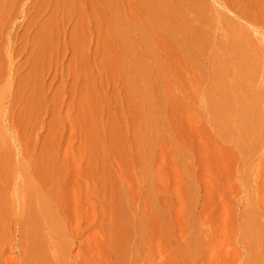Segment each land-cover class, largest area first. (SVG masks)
Here are the masks:
<instances>
[{"label": "rangeland", "instance_id": "obj_1", "mask_svg": "<svg viewBox=\"0 0 264 264\" xmlns=\"http://www.w3.org/2000/svg\"><path fill=\"white\" fill-rule=\"evenodd\" d=\"M121 1L10 0L15 7L0 11V198L15 199L12 213L0 211V264H28L30 224L18 190L26 177L52 204L61 230L46 235L55 264H264V121L243 169L234 144L202 112L198 67L143 20L139 0ZM240 1L209 0L264 48L261 14L248 17L243 10L254 14L253 1ZM114 5V21L128 35L130 24L144 30L158 60L134 42L147 66L148 82L138 83L151 91V146L141 136L144 109L118 67ZM254 82L264 97V65ZM161 92L168 98L159 110ZM248 200L260 228L251 244L241 223ZM140 219L142 246L118 262L119 245L137 242ZM41 224L43 235L49 226Z\"/></svg>", "mask_w": 264, "mask_h": 264}, {"label": "bare ground", "instance_id": "obj_2", "mask_svg": "<svg viewBox=\"0 0 264 264\" xmlns=\"http://www.w3.org/2000/svg\"><path fill=\"white\" fill-rule=\"evenodd\" d=\"M56 1V0H54ZM111 5L112 0H105ZM143 5V20L148 21L159 32L171 39L172 45L179 47V55L191 66L199 69V84L204 80L205 86L200 91L203 101L200 103L202 112L215 126L219 137L234 144L239 158L243 162V169L249 161L252 150L256 143L262 139L261 124L264 121V101L262 88L255 84L254 76L261 66L264 65V48L255 40L252 32L243 25L228 18L216 9L209 0H139ZM253 1V10H243L248 17L261 14L264 21V0ZM241 6L240 0H231ZM119 5L123 1L117 2ZM16 3L10 0H0V11L14 8ZM119 18V9L116 5L111 6L109 19L112 24V35L116 38L123 54L119 58L118 67L126 77L129 95L135 97L144 109V121L141 125L142 138L147 146L155 141L153 131L154 117L150 104V88L140 86L138 81L148 82L147 66L138 56L134 48L135 41H142L155 58L153 48L146 32L137 26L131 35L126 34L123 22L114 21ZM258 37L264 39V32L257 31ZM262 58V59H261ZM203 59L208 62V67L201 65ZM128 61L133 65L130 69L125 67ZM5 89L0 90V96ZM167 95L160 93L158 109L166 104ZM162 122V120H160ZM5 134L0 130V144L4 143ZM148 156V152L144 157ZM143 170V169H142ZM4 173L8 170L4 169ZM10 176V175H7ZM246 181V180H245ZM26 201V217L24 221L30 226L24 232V237L31 239L27 247L26 260L28 264H55L48 256L45 242L46 235L60 236L61 230L52 212V204L47 197L33 187L32 181L26 177L18 187ZM153 201V200H152ZM15 208L14 198H0V211L6 210L12 213ZM119 218L126 219L119 213ZM138 240L134 246L123 242L119 245L121 253L117 254L116 260L124 262L125 255L133 248L142 246L145 233L141 230L143 220L140 219ZM41 223L48 224V231L42 235ZM241 223L244 229L243 238L248 243L257 237L259 229L258 219L247 201L242 214ZM132 231L126 230L125 236ZM43 233V232H42ZM121 237L116 234L114 238ZM32 238L38 239L34 241ZM42 238V239H41ZM45 248V249H44ZM189 245L188 252L192 254ZM59 247L54 245L53 252L57 253ZM191 251V252H190ZM51 255V252H49Z\"/></svg>", "mask_w": 264, "mask_h": 264}]
</instances>
